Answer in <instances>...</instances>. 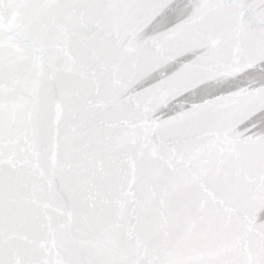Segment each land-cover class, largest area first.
I'll return each mask as SVG.
<instances>
[{
	"label": "snow or ice",
	"instance_id": "snow-or-ice-1",
	"mask_svg": "<svg viewBox=\"0 0 264 264\" xmlns=\"http://www.w3.org/2000/svg\"><path fill=\"white\" fill-rule=\"evenodd\" d=\"M0 264H264V0H0Z\"/></svg>",
	"mask_w": 264,
	"mask_h": 264
}]
</instances>
